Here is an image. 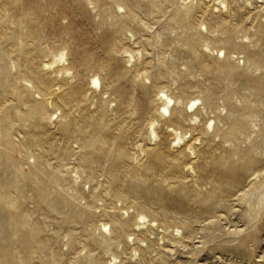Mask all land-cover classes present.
Here are the masks:
<instances>
[{"label": "rangeland", "instance_id": "1", "mask_svg": "<svg viewBox=\"0 0 264 264\" xmlns=\"http://www.w3.org/2000/svg\"><path fill=\"white\" fill-rule=\"evenodd\" d=\"M224 1L0 0V264H264V5Z\"/></svg>", "mask_w": 264, "mask_h": 264}, {"label": "bare ground", "instance_id": "2", "mask_svg": "<svg viewBox=\"0 0 264 264\" xmlns=\"http://www.w3.org/2000/svg\"><path fill=\"white\" fill-rule=\"evenodd\" d=\"M152 1H155L157 4H161V5H164L165 3H168V2H170V0H152ZM193 1L194 0H181V8L185 11V14H188V11H189V9L191 8V5H192V3H193ZM211 1L212 0H209V2L208 3H211ZM219 1V0H218ZM232 2H234V0H231ZM201 2V1H200ZM216 3H217V1H215ZM236 2H238L237 0H236ZM236 2L234 3V4H236ZM199 3V2H198ZM202 4H204V2L202 1L201 2ZM247 3V0H242V5H245ZM232 4V3H231ZM256 4H260L261 6L262 5H264V0H257L256 1ZM201 5V4H200ZM219 5H220V8L219 7H215V6H213L212 8L213 9H216L217 10V16L214 14V10L211 12V15H212V17H213V20L215 19H218V18H221V14L222 13H228L229 12V6H228V3H227V1L225 2L224 0H221V2L219 3ZM250 5V4H249ZM258 5H256L257 7H258ZM251 6H252V4H251ZM255 6V5H254ZM236 7V6H235ZM241 7V6H240ZM260 7V6H259ZM242 8V7H241ZM254 9H255V7H254ZM182 10V11H183ZM216 10H215V12H216ZM257 10V9H256ZM209 12V11H208ZM264 12V11H263ZM214 20V21H215ZM221 22H222V20H221ZM214 26H217V23H216V25H214ZM190 29H192V27H190ZM202 29V28H201ZM212 29V28H211ZM214 29V28H213ZM216 30V29H215ZM204 32L206 33V35L207 34H209L210 35V33H213V31H208V29H207V27H205V29H204ZM210 32V33H209ZM215 32V31H214ZM197 33H198V36H202V33L200 32V31H197ZM207 39V38H206ZM248 39H249V37H248ZM246 42V41H245ZM223 50H220V52H222ZM127 53V52H126ZM223 57H225V53H223ZM53 59H56V60H54V62L52 63V64H50V65H45V67H47V70H51L52 69V66H53V72H56V73H67L68 71H67V69H66V67L64 68V64L67 62V54L65 53V51H61L60 53H59V55H57V56H55V58H53ZM127 59V58H126ZM130 65V69H132V70H134L135 68H136V60H135V57H134V55H132L131 53H129V61H127V65ZM52 72V73H53ZM70 73V72H69ZM68 74V73H67ZM138 76H139V74H138ZM98 77V76H97ZM93 85H94V87L95 88H101V81H100V79L99 78H93ZM51 105V104H50ZM164 105V104H163ZM173 107L174 106V102H173V99H171V98H166V103H165V105L162 107V114L163 115H161V116H164V117H170L171 116V110H170V108L169 107ZM197 100H193V101H191V103H190V105H188V112H191V113H195L196 111H197ZM160 112V111H159ZM195 119V118H194ZM171 122V121H170ZM157 127V126H156ZM150 132H151V134H149V135H152L155 139H157L158 138V134H157V131H156V129H155V126H154V124H152V125H150ZM174 132V131H173ZM172 132V133H173ZM175 137H176V145L177 146H179L180 148H182V147H184L185 148V151H186V153L188 154V155H190V156H193V155H195L196 154V152H195V149H194V147H192V145L190 144V143H187L186 142V144L184 143V137H183V135H181V134H177V132H175ZM153 138V139H154ZM142 153H143V150L141 151ZM256 179H258V176L256 177L255 176V180ZM255 180L254 181H252L251 182V184L252 185H254L255 184ZM256 181H258V180H256ZM258 184V183H257ZM44 191V190H43ZM115 218H114V223H116L117 222V225L119 226V227H122L123 226V222H122V219L120 218V217H118L117 215L116 216H114ZM128 218V217H127ZM139 220L137 221V220H135V224L132 226V228H136V230L135 231H138V232H140V233H144L143 231H145L146 233H148L150 236L151 235H154L155 234V232H153V225L151 224L152 222H149L148 220H147V217L145 216V215H140L139 217ZM108 220V219H107ZM126 222H128V220L126 221ZM101 227H102V229H103V233H100L97 237H99L103 242H104V246H106V247H110V244L111 243H114L113 242V239L110 237L109 238V236L111 235V229H110V227H108V224H102V225H100ZM133 231H134V229H133ZM119 233V232H118ZM97 234V233H96ZM106 235H108V237L106 236ZM160 236V235H159ZM156 237V236H155ZM158 238V237H157ZM99 239V240H100ZM160 240L159 241H162L163 240V237H160L159 238ZM138 240V239H137ZM133 241V240H132ZM140 241V240H139ZM172 241V240H171ZM101 242V241H100ZM129 242V241H128ZM174 242V241H173ZM178 243V242H177ZM175 244H176V242H175ZM116 244H114V246H115ZM118 245V244H117ZM113 246H111V248H112ZM119 247V246H118ZM106 249V248H105ZM133 249V248H132ZM109 250V249H108ZM157 250L160 252V254L161 255H164V256H167V257H170V255L172 256L173 255V250L172 249H168V248H166V247H164L163 246V243H161V244H158L157 243ZM107 251V250H106ZM110 251V250H109ZM133 251V250H132ZM111 253V252H110ZM134 253L136 254V251L134 250ZM112 256V255H111ZM110 256V257H111ZM118 259V257H115V256H112V260L111 261H113V262H115V261H118L117 260ZM121 261H119L117 264H119ZM111 264V263H110ZM113 264H116V262L115 263H113Z\"/></svg>", "mask_w": 264, "mask_h": 264}]
</instances>
